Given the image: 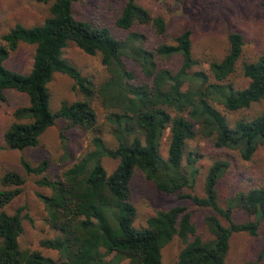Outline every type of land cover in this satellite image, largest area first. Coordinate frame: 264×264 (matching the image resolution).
Instances as JSON below:
<instances>
[{
	"label": "trees",
	"instance_id": "1",
	"mask_svg": "<svg viewBox=\"0 0 264 264\" xmlns=\"http://www.w3.org/2000/svg\"><path fill=\"white\" fill-rule=\"evenodd\" d=\"M40 1L50 4L43 23L31 27L17 23L0 36V105L7 99V90L29 98L27 105L14 111L15 120L4 130V142L20 150L36 146L57 118L93 129L98 122L93 104L97 99L117 145L111 147L102 135H94L91 149L54 179L47 177L48 160L39 164L25 158L20 161L27 174L42 175L41 183L51 188L50 193L38 196L59 234L41 244L56 250L61 261L22 247L23 219L28 214L22 215L23 207L15 213L5 208L23 191L26 179L13 168L0 172V264H163L162 249L175 234L184 246L174 264H225L234 233L258 234L264 220V186L241 191L227 200L226 207L221 206L218 183L229 162L215 161L206 174L203 196L190 191L180 194L195 205L212 208L228 222L206 216L211 234L206 239L183 206L160 211L147 225L137 227L133 180L141 171L166 194L193 189L198 158L188 147L199 136L251 159L259 144H264V111L231 125L216 104L235 111L264 100V55L244 65L249 85L235 89L227 80L243 52L245 40L240 32L229 33V50L222 59H211L208 70L193 72L198 61L193 55L192 30L186 29L169 42L166 19L154 15L141 0H125L116 20L118 28L128 32L122 37L106 26L78 18L77 0ZM152 35L157 37L155 42L150 40ZM22 42L36 46L28 73L5 65ZM70 42L87 54L101 55L107 72L104 79L93 81L64 57ZM176 54L182 58L178 70L161 63ZM129 60L140 67L143 77L136 75ZM56 72L71 77L81 96L53 112L48 84ZM167 130L170 142L165 158L161 141ZM65 149L68 154L67 144ZM107 157L119 160L111 173L103 163ZM236 209L246 213L245 221L235 220Z\"/></svg>",
	"mask_w": 264,
	"mask_h": 264
},
{
	"label": "rangeland",
	"instance_id": "2",
	"mask_svg": "<svg viewBox=\"0 0 264 264\" xmlns=\"http://www.w3.org/2000/svg\"><path fill=\"white\" fill-rule=\"evenodd\" d=\"M142 4L154 15H161L167 21L169 42L174 37L191 29L193 33V55L198 61L194 71L208 70L211 59H222L229 50V33L237 31L244 36L243 52L237 62L236 70L227 80L235 89L245 88L250 79L244 74V65L259 59L264 55V0H141ZM125 0H77L75 14L78 18L87 20L96 26H106L117 37L126 36L116 25ZM50 4L40 0H0V36L9 31L17 23L27 27L44 22L49 16ZM156 36H151L155 42ZM36 46L22 42L10 54L5 65L17 72L28 73L33 66ZM64 57L76 65L83 75L95 82H99L107 75L100 54L85 53L74 42H70L64 49ZM134 69L138 77H143L140 67L129 60L127 62ZM161 63L173 71L179 69L182 58L179 54L163 59ZM190 83V82H189ZM189 83L186 86L189 88ZM51 93V109L59 110L63 103H72L80 98L74 80L67 74L56 72L48 84ZM7 99L0 105V172L6 168H13L22 173L26 182L23 191L5 209L15 213L23 207L24 232L20 237L23 248L40 251L46 256L61 261L56 250L42 246L41 241L57 236L59 233L48 221L47 211L39 193H50L51 188L42 184V175L27 174L21 166V159L25 158L32 164H39L48 160L51 166L47 177L56 178L70 167L83 153L92 147V137L102 135L111 147L117 141L111 132V126L105 119V111L96 99L93 104L98 114L95 128L84 129L71 126L64 118H57L40 137L36 146L25 149H13L6 145L3 133L14 120V111L29 103L26 94L7 90ZM225 114L231 125L239 120H251L264 111V100L253 103L250 107L231 111L222 103L216 104ZM170 132L167 130L161 141V152L166 158L170 142ZM69 148L66 153L65 146ZM188 151H192L198 158V174L193 189H182L179 193L166 194L157 189L155 183L146 178L143 172H137L133 180L132 200L137 207L135 225L143 227L148 219L160 211H166L176 206L188 208L193 221L197 225L199 234L208 239L211 237L205 219L208 215H215L224 223L228 222L219 216L212 208L195 205L189 198L180 197L190 191L200 196L205 194L204 182L209 167L217 160H226L229 167L218 183L220 205L226 207L227 200L253 187L264 186V144H259L257 151L249 160L241 157L237 149L219 147L213 139L196 137L190 141ZM106 169L111 173L119 163L118 159L105 158ZM234 218L245 221L246 213L236 209ZM184 244L178 234L162 249L163 264H174ZM111 255H109L110 258ZM256 261L264 264V220L260 223L258 234L252 236L246 232L234 233L225 264H246Z\"/></svg>",
	"mask_w": 264,
	"mask_h": 264
}]
</instances>
